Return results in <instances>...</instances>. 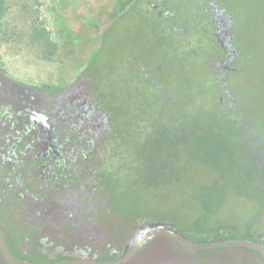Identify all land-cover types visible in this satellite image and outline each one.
<instances>
[{"label":"rangeland","instance_id":"374dc122","mask_svg":"<svg viewBox=\"0 0 264 264\" xmlns=\"http://www.w3.org/2000/svg\"><path fill=\"white\" fill-rule=\"evenodd\" d=\"M123 1L9 0L3 23L11 34L1 41L8 72L38 85L83 76L109 122L99 147L102 216L130 239L160 223L195 245L222 233L220 241L231 242L264 232V161L241 149L264 122V0H211L236 27V69L222 80L203 53L189 60L183 44L165 39L166 19L191 23V0H164L165 20L145 0L114 11ZM189 41L194 49L192 34ZM143 74L151 79L140 85ZM245 261L258 263L241 261L236 249L195 250L159 234L126 264Z\"/></svg>","mask_w":264,"mask_h":264},{"label":"flooded vegetation","instance_id":"af4514ba","mask_svg":"<svg viewBox=\"0 0 264 264\" xmlns=\"http://www.w3.org/2000/svg\"><path fill=\"white\" fill-rule=\"evenodd\" d=\"M145 1L162 20L170 15L164 0L158 5ZM191 1L193 8L185 11L191 23L171 25L166 19L171 33L165 39L183 44L189 60L203 53L222 80L235 71L239 54L233 17L211 0ZM1 44L0 32V231L9 251L25 264L109 263L98 261L118 252L102 216L108 200L99 188L105 168L100 155L105 148L99 147L108 118L85 89L83 76L45 85L16 79L8 72ZM249 132L253 137L241 149L264 161V138L254 129ZM249 237L264 248V232ZM120 246L122 251L129 248ZM0 249V264H14L1 242ZM247 249L236 248L239 259L259 264V257Z\"/></svg>","mask_w":264,"mask_h":264},{"label":"trees","instance_id":"16d2710c","mask_svg":"<svg viewBox=\"0 0 264 264\" xmlns=\"http://www.w3.org/2000/svg\"><path fill=\"white\" fill-rule=\"evenodd\" d=\"M8 1L9 0H0V32H1V41H2V36L4 37L5 35H6V33H9V34H11V32H10V26H6V24L5 23H3L4 22V19H5V13L6 12H8ZM129 1H131V0H125V1H123L122 3H121V5L118 3L117 5H116V7H115V9H114V11L115 10H117L118 8L119 9H121V8H125L127 5H128V2ZM121 2V1H120ZM74 3H75V1H74ZM73 5V4H72ZM75 5V4H74ZM121 7V8H120ZM118 11V10H117ZM92 25V24H91ZM99 31V30H98ZM37 35H43V36H45V32L44 31H37ZM40 39H41V37H39ZM34 41V40H33ZM47 41H49L48 39H47ZM3 42V41H2ZM38 43H39V41H38V39L37 38H35V43H33V44H35V45H38ZM49 45H50V52H49V54L52 56L53 55V51H54V48L56 47V45L55 44H52L51 45V43H49ZM49 49V48H48ZM140 80H139V83H140V81H141V84H142V82L143 81H148V78L146 77V75L145 74H143L142 76H141V78H139ZM145 86H147V88H146V91H150V89H151V86H148V84L147 85H145ZM151 92V91H150ZM149 92V93H150ZM219 106H220V104H219ZM263 124V127L261 128V130H260V128H259V126L254 130L256 133H257V136L259 137V138H264V122H262ZM248 128H250V127H248ZM242 142V141H241ZM139 224H137L136 225V227L137 228H139ZM170 227H172V226H170V225H168V226H165V227H162V226H159L158 224H155V226H154V228H166V229H171ZM110 228H112V234H113V236H111V239H112V242L114 243V245H116L117 246V248H118V252L117 253H114V254H112V255H107V256H103V259H99L98 261L99 262H112V261H114L115 259H117V258H119V255H121V254H123V252L125 251V249L122 251V247L120 246L121 244H125L127 241H129V244H131L133 241H134V239L136 238H133V239H130V237H131V234H125V233H123V232H121V230H117L118 228H113V227H110ZM153 228V229H154ZM134 229H136V228H134ZM172 231H174L175 229H171ZM146 232H148V231H146ZM146 232H141L140 234H139V232H138V234H137V238H139V237H141V236H143ZM179 236H180V233H178V231H175ZM222 235H223V233L222 234H218V235H216L211 241H210V243H218V242H221L220 241V237H222ZM171 239H172V241L174 242V243H180L179 241H177L175 238H173V237H171L170 235H168ZM156 237V236H155ZM181 237V236H180ZM136 238V239H137ZM152 239V238H151ZM153 239H154V237H153ZM249 239V240H248ZM133 240V241H132ZM149 241V240H148ZM147 241V242H148ZM237 241H248V242H252L251 241V238L250 237H247V238H245V237H243V238H241V239H239V240H237ZM254 241H256V242H259L260 240H256V239H254ZM181 244V243H180ZM145 245V244H144ZM237 247H232V249H236ZM231 249V248H230ZM247 251H249V252H251V253H255L258 257H259V259H260V262H259V264H264V259H263V257H262V255L259 253V252H255V251H252V250H249V249H247ZM0 254H2V250L0 249ZM137 254V253H136ZM132 256H134V254L132 255ZM131 256V257H132ZM129 260V259H128ZM128 260H126L125 261V263H123V264H126V262L128 261ZM246 262H248V261H245V262H243V264H245ZM250 262V261H249ZM251 263H252V261H251ZM256 264H258V263H256Z\"/></svg>","mask_w":264,"mask_h":264},{"label":"water","instance_id":"95a60500","mask_svg":"<svg viewBox=\"0 0 264 264\" xmlns=\"http://www.w3.org/2000/svg\"><path fill=\"white\" fill-rule=\"evenodd\" d=\"M159 226L165 227L168 226L166 223H160ZM159 234H167L171 237L175 238L177 241H179L182 245L187 246L189 248L195 249V250H204V249H222V248H232V247H242V248H248L258 251L262 254L264 258V248L257 246L251 242L248 241H231V242H218V243H210L206 245H195L190 244L187 241L183 240L175 231H172L170 229L166 228H154L148 232H146L143 236L135 239L131 244H129V248L126 249L125 253L120 256L119 258L115 259L112 262L109 263H95L91 261H73V262H67V263H61V264H121L127 259H129L139 248H141L144 244L147 243L148 240H150L152 237L159 235ZM0 242L2 244V247L9 257V259L14 264H25L17 261L9 251V248L6 244V241L4 239L3 234L0 231Z\"/></svg>","mask_w":264,"mask_h":264}]
</instances>
